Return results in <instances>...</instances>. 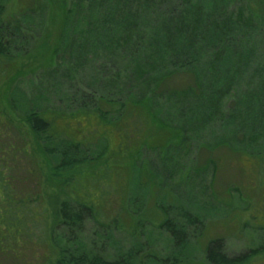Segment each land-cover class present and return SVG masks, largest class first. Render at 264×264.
I'll return each instance as SVG.
<instances>
[{"label":"trees","instance_id":"trees-1","mask_svg":"<svg viewBox=\"0 0 264 264\" xmlns=\"http://www.w3.org/2000/svg\"><path fill=\"white\" fill-rule=\"evenodd\" d=\"M230 8L215 0H18L11 8L10 0H0V264H140L138 252L109 261L74 255L59 239L75 238L86 221L109 226V208L128 198L135 161L145 148L158 151L152 169L169 178L178 169L171 149L189 146L195 126H217L227 117L234 122L230 135L252 132L245 141L261 139L264 50L257 33L264 15ZM53 9L61 17L55 43L38 18H51ZM40 29L32 49L29 39ZM252 62L254 81L242 91ZM85 63L101 76L89 85L76 81L67 104L48 111L31 107L23 118L10 114L5 100L17 83L36 80L43 68L45 74L81 77ZM178 78L185 81L173 84ZM95 140L103 146L95 149ZM244 154L264 164L261 151ZM209 165L216 170L215 161ZM129 216L134 231L153 225L183 247L184 233L166 209L154 205ZM262 255L229 259L221 242L213 241L206 263L252 264Z\"/></svg>","mask_w":264,"mask_h":264},{"label":"rangeland","instance_id":"rangeland-1","mask_svg":"<svg viewBox=\"0 0 264 264\" xmlns=\"http://www.w3.org/2000/svg\"><path fill=\"white\" fill-rule=\"evenodd\" d=\"M211 1L214 0H207V4H211ZM215 1H218L219 6L229 3L231 12L234 11L235 14L250 7L257 17L264 15L261 12L264 6L256 0ZM17 2L18 0H10L11 8ZM38 18L43 22L42 27L51 30L48 36L55 43L61 30L59 12L53 9L51 18L47 15ZM41 32V29L37 30L29 41L34 42ZM257 36L258 48L263 51L264 25ZM69 59L65 57L67 64L74 66V61ZM255 65L252 62L246 70V76L241 81L242 91L252 85ZM93 67V64L85 63L81 77L64 71L60 72V76L55 72L45 74L46 70L43 68L38 72L36 80L17 83L5 104L14 118H23L35 106L47 111L60 108L63 102L67 104L68 91H71L76 81L89 85L96 75L101 76L96 74ZM183 80L178 78L173 84H182ZM99 81L107 83L103 77ZM56 84L60 87L56 88ZM123 84L121 82L118 87H123ZM98 88L101 92L104 90L102 85ZM167 113L171 117L175 114L170 110ZM243 118L245 117L238 116L240 121ZM233 123L226 117L217 126L205 129H201V126L193 127V140L189 146H174L171 149L169 159L177 162L178 169L171 172L169 178L162 174L158 177L152 169V164L158 160V151L150 147L143 149L138 161H135L128 198H124L122 205L109 208V226L101 227L95 222L86 221L84 229L76 233L75 238L72 239V235L62 236L59 239L61 246L74 255L101 256L109 261L118 260L129 252H138L140 264L144 259L147 264H172L176 261L183 264H207L206 248L213 241L221 242L223 252L229 259L264 253V164L242 157L247 156L243 155L244 151H261L264 154V135L257 141H245V138L251 137L252 132L243 135L241 131L235 136L230 135ZM117 133L114 136L119 139L120 133ZM228 141L232 144L227 145ZM90 144L94 148L103 146L98 140ZM211 160L216 162V170L209 165ZM193 169L202 173L195 175ZM24 184L27 185L28 182ZM45 190L49 192L48 184ZM154 205L166 209L174 225L184 233L185 243L182 248L177 247L173 236L167 231L153 225H146L137 231L132 229L129 224L132 211L143 213ZM189 218L191 223L187 220ZM115 219L121 221V227L115 226ZM151 254L156 260L148 258ZM135 264H139L137 259ZM252 264H264V255Z\"/></svg>","mask_w":264,"mask_h":264}]
</instances>
